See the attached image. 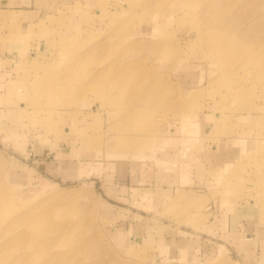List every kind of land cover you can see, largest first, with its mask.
Wrapping results in <instances>:
<instances>
[{
  "label": "rangeland",
  "instance_id": "obj_1",
  "mask_svg": "<svg viewBox=\"0 0 264 264\" xmlns=\"http://www.w3.org/2000/svg\"><path fill=\"white\" fill-rule=\"evenodd\" d=\"M39 2L0 34V264H264V0Z\"/></svg>",
  "mask_w": 264,
  "mask_h": 264
},
{
  "label": "crops",
  "instance_id": "obj_2",
  "mask_svg": "<svg viewBox=\"0 0 264 264\" xmlns=\"http://www.w3.org/2000/svg\"><path fill=\"white\" fill-rule=\"evenodd\" d=\"M44 14L45 5L40 3L39 0H0V34L5 38L11 35L9 33L11 25L16 27L17 30L12 33L4 45L8 55L10 53L12 55L25 54L27 45L25 42L24 29L29 27L30 24L34 25L39 23L44 18ZM42 33L44 36H42V38H37L38 41L33 47L38 53H41L39 51H43L45 47H47V50L50 49L53 43L52 33L45 31ZM68 132L70 133V131ZM228 156L229 155L225 156V158H228ZM257 206L258 205L254 202L250 203V205L244 204L226 213H220L219 216H223L222 221H224V226L228 231L235 233V231L238 230V226L242 224L241 221L251 222L254 219L253 216L255 217L257 214L261 213V208L258 209L256 208ZM262 226L263 225H261V227ZM261 230L264 229L261 228ZM260 233L263 232L260 231ZM250 239H252V237H250Z\"/></svg>",
  "mask_w": 264,
  "mask_h": 264
},
{
  "label": "bare ground",
  "instance_id": "obj_3",
  "mask_svg": "<svg viewBox=\"0 0 264 264\" xmlns=\"http://www.w3.org/2000/svg\"><path fill=\"white\" fill-rule=\"evenodd\" d=\"M221 45L222 44H219V46H221ZM249 49H250V46L245 45L243 41H239V42L235 41L233 43V45L232 44L227 45V46L225 45V47H223V45H222L221 47L217 48L216 53L219 55V58L221 59V61H223L222 66L226 67L227 65H229L231 63L232 60H235V61L241 60L243 58L245 51H247ZM238 56H240V57L236 58ZM258 60H260V58ZM246 63L253 66V67L258 65L257 58H256V60L248 59L246 61Z\"/></svg>",
  "mask_w": 264,
  "mask_h": 264
}]
</instances>
